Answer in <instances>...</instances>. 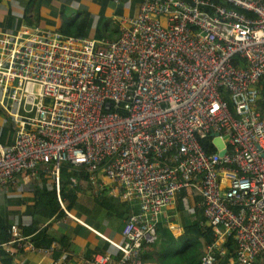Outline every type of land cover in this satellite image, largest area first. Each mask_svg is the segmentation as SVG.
<instances>
[{
    "label": "built area",
    "instance_id": "built-area-1",
    "mask_svg": "<svg viewBox=\"0 0 264 264\" xmlns=\"http://www.w3.org/2000/svg\"><path fill=\"white\" fill-rule=\"evenodd\" d=\"M222 1L142 0L114 40L41 27L0 33V127L10 125L0 186L43 174L58 194L68 162L94 194L135 201L112 264H155L140 260L143 246L191 190L216 237L234 240L236 264H264V0ZM9 243L35 249L21 235L0 249ZM216 252L207 245L199 264H215Z\"/></svg>",
    "mask_w": 264,
    "mask_h": 264
},
{
    "label": "crops",
    "instance_id": "crops-1",
    "mask_svg": "<svg viewBox=\"0 0 264 264\" xmlns=\"http://www.w3.org/2000/svg\"><path fill=\"white\" fill-rule=\"evenodd\" d=\"M140 3L141 0H0V33L15 34L23 27L56 28L69 33L76 28L77 32L72 35L114 40L119 35L120 20L135 17ZM111 21L115 23L112 28ZM99 180L107 181L103 177ZM71 185L73 189L76 188L75 201L70 208H67V201L62 205L74 218L63 213L60 217L55 214L49 219L37 213L36 193L42 188L51 190L55 187L57 191L53 177L43 174L35 177L20 175L13 185L0 186V218L9 227L7 233H10L11 239L21 235V229L32 225L39 230L45 229L47 235L54 239L49 249L35 247L31 250L26 246L6 244L4 247L11 255L10 264H85L95 256L107 257L109 264L117 261L119 251L112 242L119 243L121 240L127 217L138 211L137 203L114 199L108 194V189L96 195L87 179L81 177H72ZM179 201L181 208H177ZM199 202L200 198L187 190L177 197L173 206L162 212L157 227L160 232L158 236L161 235L157 239L159 243L143 246L142 262L159 264L156 255L162 248L163 230L170 232L177 245L187 226L210 227L206 221L200 220L204 217ZM13 228L16 233H13ZM212 234L214 239L211 243L200 241V257L207 245L215 243L216 258L220 259L228 254V238H218L213 231ZM62 237L66 238V249L58 243ZM231 240L232 253L236 258L235 242ZM24 242H28V239ZM186 242V238L181 239L177 250H181ZM2 258L3 255H0V264L3 263ZM172 261L168 259L166 264H176V261Z\"/></svg>",
    "mask_w": 264,
    "mask_h": 264
},
{
    "label": "trees",
    "instance_id": "trees-1",
    "mask_svg": "<svg viewBox=\"0 0 264 264\" xmlns=\"http://www.w3.org/2000/svg\"><path fill=\"white\" fill-rule=\"evenodd\" d=\"M142 1V0H141ZM185 1H191V0H185ZM215 4L227 6L224 4L222 0H209ZM83 20H85V16L83 17ZM60 32L66 35H72L73 33H76V28H74V32L72 31H66L61 30ZM72 36H80L79 34L72 35ZM99 38V37H98ZM101 38V37H100ZM108 40V39H107ZM258 89V97H257V108L261 113V117L264 121V79H261L257 84ZM231 110L232 105L229 104ZM10 130V125L8 123H5L3 127H0V142L4 141L6 131ZM202 145L206 149V151H212L211 146L209 145V139H205L201 141ZM72 177H82L86 179L85 174L81 170L74 169L73 166L66 162L63 163L60 167L59 171V198L61 199L62 203L69 202L67 205V208H70L71 205L75 201L76 197V188L73 189L71 185V178ZM71 185V186H70ZM36 199L37 203L35 205L36 211L39 214H43L45 218L49 219L53 217L55 214L56 217H60L63 214V211L61 210L60 203L58 201L57 193L55 190V187H53L51 190L49 189H41L37 191L36 193ZM177 208H181L180 201L178 202ZM200 220L205 221L202 217ZM158 227V225H157ZM7 229L9 230V227L4 223V221L0 218V246L8 243L11 240L10 233H7ZM164 237L162 241V248L157 253V261L159 264H166V261L168 259H172L173 261H176V264H199L200 262V249H199V243L202 241L203 243L209 244L213 241V234L211 227L203 226L198 227L195 225L187 226L184 229V234L182 237L178 238V244L181 239L186 238L187 242L185 243L184 247L181 250L178 249V244L175 245L177 242L174 239V237L170 234L168 230H163ZM157 233H160L157 229ZM21 236L29 237V241L33 244L36 248H42V249H49L51 245L54 242V239L47 235L45 229H38L35 226H29L24 227L21 229ZM158 237H161L158 236ZM232 238H228V254L223 256L222 258H217L215 264H231V261H234L233 264H236L234 255L232 253ZM66 238L62 237L58 243L60 244V247L63 249H66ZM159 243L158 241L155 242V244ZM202 243V244H203ZM174 246V247H173ZM0 255H3L2 258V264H10L11 256L8 252H6L4 249H0ZM219 259V260H218ZM142 261V259H141ZM172 261V262H173Z\"/></svg>",
    "mask_w": 264,
    "mask_h": 264
},
{
    "label": "water",
    "instance_id": "water-1",
    "mask_svg": "<svg viewBox=\"0 0 264 264\" xmlns=\"http://www.w3.org/2000/svg\"><path fill=\"white\" fill-rule=\"evenodd\" d=\"M187 2L191 4L190 1H187ZM212 135L215 137L214 140H213V143L215 144L217 150H220L219 156H223L225 154V149L223 147V143H222L221 139L215 133L212 134Z\"/></svg>",
    "mask_w": 264,
    "mask_h": 264
},
{
    "label": "rangeland",
    "instance_id": "rangeland-1",
    "mask_svg": "<svg viewBox=\"0 0 264 264\" xmlns=\"http://www.w3.org/2000/svg\"><path fill=\"white\" fill-rule=\"evenodd\" d=\"M115 26V23H114V21H111V25H110V27L112 28V27H114ZM82 178V177H81Z\"/></svg>",
    "mask_w": 264,
    "mask_h": 264
}]
</instances>
